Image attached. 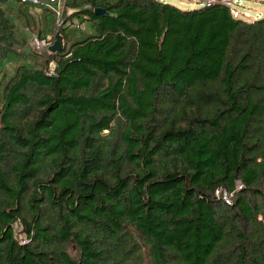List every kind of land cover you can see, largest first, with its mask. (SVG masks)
<instances>
[{
	"label": "trees",
	"instance_id": "obj_1",
	"mask_svg": "<svg viewBox=\"0 0 264 264\" xmlns=\"http://www.w3.org/2000/svg\"><path fill=\"white\" fill-rule=\"evenodd\" d=\"M62 1L0 0V264H264V17Z\"/></svg>",
	"mask_w": 264,
	"mask_h": 264
},
{
	"label": "rangeland",
	"instance_id": "obj_2",
	"mask_svg": "<svg viewBox=\"0 0 264 264\" xmlns=\"http://www.w3.org/2000/svg\"><path fill=\"white\" fill-rule=\"evenodd\" d=\"M161 1L168 3V4L175 5L178 8L183 9V10H192V9L199 8V7H201V3H202V0H161ZM62 5L64 6L63 1H62ZM63 6L61 8L62 13L64 10ZM233 7L237 8V11L240 12L241 16H243L246 19L251 20V21L264 17V3L261 0H235V6H233ZM34 12H35V14H40L42 11L40 9H37ZM56 16H58L57 13H56ZM77 26L78 25H76V27ZM83 29H87L89 31L90 26L88 24H86V26H83ZM53 33H54V35H53ZM53 33L47 34L45 36V38H42V39H46L47 41H50L52 43L51 46H53L57 42L58 38H60L59 36H61L63 38L62 42L66 46L65 38L60 31V25L58 26L57 20L55 23V29H54ZM26 35H27L28 41H29V43H28L29 46H28L27 50L34 51L33 50L34 40H35V38H38V37H37L36 33L32 32V31H30V32L26 31ZM46 51H49V50H46ZM51 67H52V65H51ZM224 199H228V196H224ZM23 230H24L23 225L21 223H18L16 226V233L22 242H26L25 241L26 236H25V233H23Z\"/></svg>",
	"mask_w": 264,
	"mask_h": 264
},
{
	"label": "built area",
	"instance_id": "obj_3",
	"mask_svg": "<svg viewBox=\"0 0 264 264\" xmlns=\"http://www.w3.org/2000/svg\"><path fill=\"white\" fill-rule=\"evenodd\" d=\"M24 2L32 3V4H38L40 2H46L49 6H51L55 12L58 14V19H57V24L62 25L63 20H62V0H23ZM212 4H228L230 6H235V0H202L201 5L202 6H211ZM233 13L235 18H244L245 17L240 15V12L237 11V8L233 7ZM248 20V19H247ZM34 44L38 49H46L49 50L51 47L52 43L50 41H47L46 39H40V38H35ZM224 196H228V194H224ZM230 196H228V199H224L227 202L230 201Z\"/></svg>",
	"mask_w": 264,
	"mask_h": 264
},
{
	"label": "water",
	"instance_id": "obj_4",
	"mask_svg": "<svg viewBox=\"0 0 264 264\" xmlns=\"http://www.w3.org/2000/svg\"><path fill=\"white\" fill-rule=\"evenodd\" d=\"M96 14L99 16H107L108 13L104 9H97ZM57 42L49 48V51L53 54L58 53L59 51L63 50L65 48V44L62 42L63 38L59 36Z\"/></svg>",
	"mask_w": 264,
	"mask_h": 264
}]
</instances>
